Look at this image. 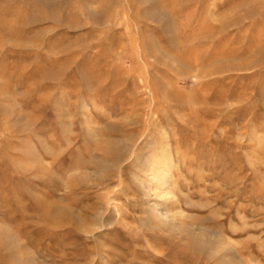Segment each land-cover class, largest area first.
I'll return each instance as SVG.
<instances>
[{
    "label": "rangeland",
    "instance_id": "rangeland-1",
    "mask_svg": "<svg viewBox=\"0 0 264 264\" xmlns=\"http://www.w3.org/2000/svg\"><path fill=\"white\" fill-rule=\"evenodd\" d=\"M0 264H264V0H0Z\"/></svg>",
    "mask_w": 264,
    "mask_h": 264
},
{
    "label": "bare ground",
    "instance_id": "bare-ground-1",
    "mask_svg": "<svg viewBox=\"0 0 264 264\" xmlns=\"http://www.w3.org/2000/svg\"><path fill=\"white\" fill-rule=\"evenodd\" d=\"M138 145H136V143H130L129 148H128V154H130L131 156L138 150ZM166 149H164V153H165ZM161 208V207H159ZM163 214V213H162ZM166 217V216H165Z\"/></svg>",
    "mask_w": 264,
    "mask_h": 264
}]
</instances>
